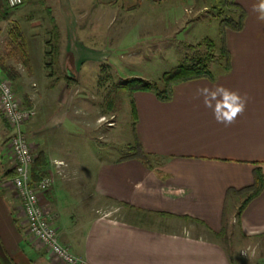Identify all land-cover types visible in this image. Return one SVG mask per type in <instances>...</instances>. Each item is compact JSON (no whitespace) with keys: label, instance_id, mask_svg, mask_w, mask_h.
<instances>
[{"label":"crops","instance_id":"0c3cea01","mask_svg":"<svg viewBox=\"0 0 264 264\" xmlns=\"http://www.w3.org/2000/svg\"><path fill=\"white\" fill-rule=\"evenodd\" d=\"M70 1L61 0L67 11ZM235 1L245 11V18L242 29L225 28L222 42L230 55L228 70L217 65L213 79L200 77L177 84L173 99L167 102L150 91L134 93L136 137L143 151L160 162L153 169L132 157L103 164L90 184L72 158L52 153L57 140L44 134L67 122L64 107L48 117L45 125L34 118L26 123L36 159L43 156L41 162L35 161L33 173L53 160L67 164L63 173L57 174L54 187L40 195V202L57 225L61 243L87 264H233L216 232L233 225L236 212L243 235L264 237V190L243 206L256 169L264 173V21L257 19L259 13L253 10L260 0ZM203 8L206 6L199 10ZM67 14L75 29L74 12ZM52 19L59 27L58 19ZM66 51L80 66L84 61L108 58L105 48L99 51L84 44L70 45ZM218 85L247 96L245 110L234 123L217 122L214 109L219 95L212 99L209 94L211 106H206L205 96L198 92L207 87L211 93ZM28 96L35 108L31 90ZM0 131V264L1 260L8 264H61L27 233L22 202L10 182L14 175L6 150L10 131L4 124ZM3 180L9 185L3 186ZM83 192L94 200L77 213L80 221L75 224L71 200L82 197ZM138 212L150 213L157 224L165 218L173 226L178 221L188 224L166 230L142 228L136 221Z\"/></svg>","mask_w":264,"mask_h":264},{"label":"rangeland","instance_id":"374dc122","mask_svg":"<svg viewBox=\"0 0 264 264\" xmlns=\"http://www.w3.org/2000/svg\"><path fill=\"white\" fill-rule=\"evenodd\" d=\"M204 5L206 8L199 10ZM232 8L225 0H71L68 11L74 12L76 20V28L72 29L73 19L61 0H27L8 9L7 18L0 22V44H12L11 63L21 74L13 87L23 104L33 106L28 95L30 90L34 94L36 122L45 125L48 117L64 107L67 122L44 134L57 140L52 153L72 158L91 184L89 180L103 164L132 158L137 144L130 92L121 85L133 77L160 82L166 72L191 56L189 44H198L205 38L213 39L222 53V21L229 20L228 16L238 19V12ZM52 17L58 19L59 27ZM20 42L27 56L15 52ZM75 44L99 51L105 48L108 52L103 53L108 58L103 62L84 61L80 66L74 58H68L70 52L66 51ZM63 55H67L68 65L62 61ZM66 69L77 80L67 78ZM216 69L217 65H213L212 71ZM99 120L102 122L98 124ZM0 124H4L1 117ZM41 158L38 155L36 160ZM155 162V166L160 164ZM81 196L71 200L75 224L80 221L77 213L84 212L94 200L85 192ZM236 214L231 219L233 225L227 226L228 243L219 238L220 243L234 264H264V237L243 235ZM138 215L136 221L142 228L166 230L188 224L178 221L173 226L165 218L170 222L168 227L166 221L154 222L156 217L150 213ZM1 264L8 263L1 260Z\"/></svg>","mask_w":264,"mask_h":264},{"label":"built area","instance_id":"2783aa9c","mask_svg":"<svg viewBox=\"0 0 264 264\" xmlns=\"http://www.w3.org/2000/svg\"><path fill=\"white\" fill-rule=\"evenodd\" d=\"M4 3L10 9H14L23 5L24 0H4ZM34 115L35 108L23 104L13 83L3 77L0 69V117L10 131L6 150L14 170L10 182L21 199V212L25 217L27 233L42 242L61 264H87L86 260L75 255L68 246L61 243L57 225L41 205L40 195L54 187L57 174L61 175L63 167L67 164L62 160H53L50 167L46 168L44 176L34 177L33 165L36 155L25 132L26 123ZM25 149L27 152L22 159ZM2 185L7 186L9 183L3 180Z\"/></svg>","mask_w":264,"mask_h":264},{"label":"trees","instance_id":"16d2710c","mask_svg":"<svg viewBox=\"0 0 264 264\" xmlns=\"http://www.w3.org/2000/svg\"><path fill=\"white\" fill-rule=\"evenodd\" d=\"M27 0H24V3ZM229 6H232V10L238 12V19L230 18L229 20L222 21V26L225 29L226 27H230L236 30L242 29L244 25L245 11L240 7L234 0H225ZM23 3V4H24ZM5 6V7H4ZM8 8L4 0H0V22L7 18ZM1 30V29H0ZM225 32V30H224ZM17 37V36H16ZM12 44H8L7 46H2L0 44V69L4 78L15 82L21 77L20 71L18 70L15 63H11ZM191 49V56L186 57L177 67L173 70L166 72L162 79L159 81H151L141 77H133L129 78L124 85H121L125 90H129L131 97V106H132V118L134 123H137V109L136 103L134 100V93L136 91H150L153 92L157 98L161 101L167 102L171 101L174 97V87L182 82L193 80L200 77H209L211 79L214 78V73L212 71L213 65L223 66V69L228 70L230 68V55L228 50L224 49L222 53L218 52L217 43L211 38H205L198 44H189L187 46ZM204 48V49H203ZM16 51H19L22 56H27L28 52L26 47L22 42L18 44L15 48ZM18 53V52H17ZM218 53H220L218 56ZM66 77L69 79L77 80L76 76H71L68 73V69H66ZM25 106H32L26 104ZM9 140V139H8ZM7 140V141H8ZM133 158H136L142 161L146 166L150 168L155 167V156L152 154H148L143 151V148L137 139V144L134 147V152L132 153ZM37 162V161H36ZM46 174V168L41 169L38 173H34V177H42ZM255 180L253 185L248 188L245 192L248 193L244 204L249 203L252 199L257 197L264 190V173L261 168H257L255 171ZM238 212L239 215L242 213V209ZM240 217V216H238ZM216 234L224 239L227 242L228 239V230L227 226L224 225L221 231L216 232ZM228 243V242H227ZM234 264L233 260H231Z\"/></svg>","mask_w":264,"mask_h":264},{"label":"clouds","instance_id":"9594fccd","mask_svg":"<svg viewBox=\"0 0 264 264\" xmlns=\"http://www.w3.org/2000/svg\"><path fill=\"white\" fill-rule=\"evenodd\" d=\"M254 11L258 12L259 15L257 19L264 21V0H260L259 6L254 7ZM198 92L205 96L206 106H211L208 96L211 95L212 99H216L219 95L220 100L217 101L216 107L214 109V116L218 123H224L226 125L234 123L236 117L239 114H242L245 110L247 104V96H241L238 92L229 90L223 86H216L215 90L210 93V90L207 87L198 89ZM102 120L97 121L101 123ZM27 150L25 149L22 153V159L26 155ZM182 193L178 192L177 195Z\"/></svg>","mask_w":264,"mask_h":264},{"label":"water","instance_id":"95a60500","mask_svg":"<svg viewBox=\"0 0 264 264\" xmlns=\"http://www.w3.org/2000/svg\"><path fill=\"white\" fill-rule=\"evenodd\" d=\"M68 73H69V75H71V76H74V75H75V74H73V73H70L69 69H68Z\"/></svg>","mask_w":264,"mask_h":264}]
</instances>
